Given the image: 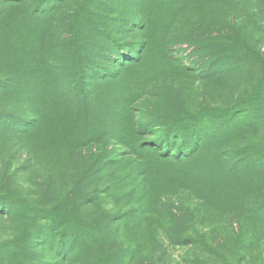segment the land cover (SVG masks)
<instances>
[{
	"label": "rangeland",
	"instance_id": "374dc122",
	"mask_svg": "<svg viewBox=\"0 0 264 264\" xmlns=\"http://www.w3.org/2000/svg\"><path fill=\"white\" fill-rule=\"evenodd\" d=\"M6 1L0 264H264V0Z\"/></svg>",
	"mask_w": 264,
	"mask_h": 264
},
{
	"label": "trees",
	"instance_id": "16d2710c",
	"mask_svg": "<svg viewBox=\"0 0 264 264\" xmlns=\"http://www.w3.org/2000/svg\"><path fill=\"white\" fill-rule=\"evenodd\" d=\"M22 1H17V4H22ZM11 2L6 1L3 3L4 9L0 13V17H4V15H8V9H6V6H8ZM24 10L26 11L27 5L24 3L22 5ZM7 10V11H6ZM7 12V13H6ZM29 12V11H28ZM18 14L21 15L20 11ZM2 19V18H1ZM49 27L48 26H39L36 29L38 31H43L45 32ZM18 29V28H17ZM15 32V28L12 26H7L4 25L3 27L0 28V101L1 100H9L11 98V94L15 95L17 98V105L19 108H21V113H17L16 111H13L11 108L10 111V105L6 106L3 105L0 106V118L4 116L5 113H11L13 114L16 118L18 123L16 125L22 126L26 128L25 131H22L23 133H29L35 132L43 123L46 122V114H45V100L41 97V93H43V88L45 85V81L47 80L46 73H48V69L45 70L43 69V72H36L33 71L31 74L34 75L31 79L25 80V83L21 81L16 82V76L15 73L7 71L6 70V64L11 62L10 60V55L14 54V40L12 41V38L14 37L13 34ZM71 35V34H70ZM13 36V37H12ZM64 36H62L63 38ZM15 39V38H14ZM56 49V48H55ZM56 50H52L49 52L48 51V56L50 58L58 59L61 62L63 61V58L61 56H58L59 51L57 50V53L55 52ZM47 56V57H48ZM38 74H40L41 78H37ZM82 78V77H81ZM67 79L66 82L63 80H60V82H56L58 85V94L59 98L63 97V92H70V94L67 97L72 98L71 103L77 105V107L80 104V92H85V88L83 86L84 82H81L76 78V79H71V78H65ZM67 85V86H66ZM57 94V95H58ZM88 99L91 98V96H87ZM89 104V101H87L86 105ZM73 105V106H75ZM33 112V113H31ZM33 115L32 120L29 122V120L25 119V114H30ZM23 114L22 116H19ZM64 121L58 120V124L63 125ZM30 123V124H29ZM29 124V125H28ZM19 128V127H18ZM22 129V128H21ZM260 180V179H259Z\"/></svg>",
	"mask_w": 264,
	"mask_h": 264
}]
</instances>
